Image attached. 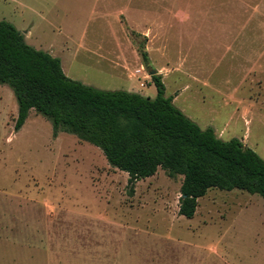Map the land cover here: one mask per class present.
Wrapping results in <instances>:
<instances>
[{"label": "rangeland", "instance_id": "obj_1", "mask_svg": "<svg viewBox=\"0 0 264 264\" xmlns=\"http://www.w3.org/2000/svg\"><path fill=\"white\" fill-rule=\"evenodd\" d=\"M107 3L0 0V20L87 85L154 98L150 73L182 59L179 71L163 73L165 95L177 94L173 104L201 128L222 130V140L243 138L264 159V56L261 73L233 95L240 65L221 53L226 27L264 26V0H113V15L105 17L98 12ZM137 4L145 15L127 11ZM100 43L111 47L97 49ZM263 45L261 32L258 50ZM106 51L127 63L109 64ZM240 107L250 109L248 123L232 114ZM17 115L13 90L0 84V264H264L259 194L213 188L187 218L178 211L181 175L159 168L130 193L127 173L98 147L63 130L54 134L51 120L34 109L15 129Z\"/></svg>", "mask_w": 264, "mask_h": 264}, {"label": "trees", "instance_id": "obj_2", "mask_svg": "<svg viewBox=\"0 0 264 264\" xmlns=\"http://www.w3.org/2000/svg\"><path fill=\"white\" fill-rule=\"evenodd\" d=\"M137 50L149 66L145 46ZM151 79L154 98L71 79L58 57L27 44L11 22L0 20V84L15 95V129L30 109L43 114L54 134L63 130L98 147L112 167L126 172L130 193L159 168L171 177L181 175L178 211L187 218L213 188L264 199V159L238 138L222 140L213 127L201 128L165 95L160 74L154 71Z\"/></svg>", "mask_w": 264, "mask_h": 264}, {"label": "crops", "instance_id": "obj_3", "mask_svg": "<svg viewBox=\"0 0 264 264\" xmlns=\"http://www.w3.org/2000/svg\"><path fill=\"white\" fill-rule=\"evenodd\" d=\"M106 2H110L112 11L109 12V6L108 3L106 4L105 9H101L99 10L98 13H100L101 15L105 16V17H112L113 15V0H105ZM142 5V6H141ZM210 8L208 7V9L204 10V12H206L207 10H209ZM240 9V8H239ZM129 10V13H134L135 15H145V8L143 6V4H137V6H132L127 8V11ZM217 10L221 11V8H218ZM242 10V9H241ZM96 11V8L94 10V12ZM130 15V14H128ZM241 25H237L236 28L234 30V26H228L225 29V31H222L223 33H226L227 37H228V41L225 42L224 46L221 47V53L223 55V57H229L228 62L232 63V64H239L240 66V74H238L237 78H240V82L238 81V83L236 84L234 91H233V95L237 94L239 89L243 86V83L246 80H255V77L257 76V71L259 70V72L261 73L262 71V65L259 64L261 59L264 56V45L258 50L257 48V41L260 38L261 32L264 33V26L263 27H259L256 24H252L251 22L249 23H245ZM222 30V29H220ZM253 32V33H252ZM145 34V33H144ZM263 37V35H262ZM84 39H82V42L80 47H85L86 43L83 41ZM96 45V44H94ZM101 46L97 47V49H102V48H109L111 47V45L109 44H102L100 43ZM148 48V47H147ZM262 50V52H261ZM147 51V49H146ZM108 51H106V54L103 53L102 58H104V60H106L109 64L111 65H116L119 66L121 68H123V64L127 63L126 59L123 57H111L107 55ZM148 54V53H147ZM208 56H207V60H208ZM182 59L175 61L173 64V66H175L174 68H159L157 69V73L161 75V79L163 81L164 79V72L167 71L168 73L170 71H175L174 69H176V71H179L180 68L183 67V63L181 62ZM198 66H195L193 73L195 74L196 72L198 73L199 70L203 69L204 66V55L201 58V64L198 63ZM199 65H201L199 68ZM173 69V70H172ZM163 71V72H162ZM196 71V72H195ZM191 73V72H190ZM202 80V79H201ZM206 82H203V86H205ZM93 86L99 87L101 89H111V90H116L115 88H107V87H103V86H99V85H94L91 84ZM231 87H228L227 90H230ZM130 91V90H127ZM133 92V91H130ZM173 94V93H172ZM169 96V95H168ZM173 100L174 98L177 96V94H173ZM215 112H219V109H214ZM233 115H235L234 117H238L239 119L243 120V117L245 118V122L248 123L249 122V116H250V109L248 107H240V108H236L233 112ZM211 126V125H210ZM213 127V126H211ZM214 128V127H213ZM216 135L219 137L220 133H222V130H220L219 132H217V130L214 128ZM241 140H243V138H241ZM148 178V177H147ZM208 192V191H207ZM201 198V197H200Z\"/></svg>", "mask_w": 264, "mask_h": 264}, {"label": "water", "instance_id": "obj_4", "mask_svg": "<svg viewBox=\"0 0 264 264\" xmlns=\"http://www.w3.org/2000/svg\"><path fill=\"white\" fill-rule=\"evenodd\" d=\"M154 73V71H152L150 74H153Z\"/></svg>", "mask_w": 264, "mask_h": 264}]
</instances>
